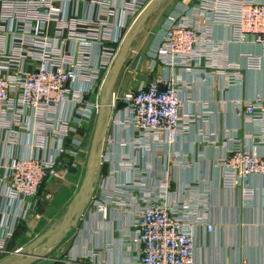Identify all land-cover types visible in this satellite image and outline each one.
<instances>
[{"label": "built area", "instance_id": "obj_1", "mask_svg": "<svg viewBox=\"0 0 264 264\" xmlns=\"http://www.w3.org/2000/svg\"><path fill=\"white\" fill-rule=\"evenodd\" d=\"M149 2L0 0V253L7 252L19 224L34 212L43 184L82 152L80 130L96 123L103 85L122 39ZM220 24L231 26V43L260 46V55L242 54L246 69L260 70L264 0H198L177 5L154 38L150 67H161L163 73L138 90L113 93L108 131L113 127L119 138L107 134L105 143L116 140L126 149L115 171L134 177L118 188L119 199L104 194L93 206L105 217L111 207L134 211L128 241L135 254L129 264H199L194 254L196 230L215 228L209 208L197 196L167 201V162L188 163L174 147L192 124L209 115V109L205 104L201 114L186 113L188 82L180 75L168 77L166 71L177 68L203 82L217 69V76L228 78L231 85L240 80L242 66L224 60L229 41L214 37L213 28ZM234 107L242 120L259 123L260 132L248 145L237 129L216 165L224 188L242 186L253 196L248 178L264 175V94L237 99ZM129 128L133 134L120 137ZM151 147L172 148L163 155L166 175L154 186L148 181L151 167L141 169L134 155ZM112 161L110 153L101 157L100 165ZM94 256L92 250L67 253L54 264H110Z\"/></svg>", "mask_w": 264, "mask_h": 264}, {"label": "crops", "instance_id": "obj_2", "mask_svg": "<svg viewBox=\"0 0 264 264\" xmlns=\"http://www.w3.org/2000/svg\"><path fill=\"white\" fill-rule=\"evenodd\" d=\"M190 1L178 0L176 6L193 4V1ZM176 6L174 4L170 13L174 11ZM213 34L217 39L229 41L224 60L226 63L236 62L240 64L242 66L240 70L242 78L231 85L228 78L224 76L220 78L221 75L218 77L217 69H213L211 72L215 76L213 75L208 81L195 82V77L180 74L182 71L177 68L166 71L168 77L180 75L188 82L186 95L189 102L184 107L186 113L201 114L205 104L209 109V115L192 124L189 132H186L174 147L185 156L188 163L182 166L167 162L170 188L167 201L174 203L184 196H197L209 208L210 218L214 222L215 228L212 232L204 227H198L196 230L194 254L199 264H243L244 262L264 264V175L254 174L248 178L247 184L254 189V195L248 196L243 192L242 186L233 189L224 188L221 181V169L216 165V160L222 156L226 145L228 146L231 139L236 136L237 129H239L238 137L248 145L253 141L251 138L254 139V136L260 132V124L250 120H242L237 115L234 105L237 99L253 98L257 94H264V59L260 70L246 69L242 54L250 52L260 55V46L253 42L231 43L232 28L230 25L215 26ZM140 37L132 52H135L134 49ZM149 65L148 62V69L151 68ZM147 71V79L163 73L161 67L157 70L149 69ZM226 72L234 73L233 70ZM115 90H117V86ZM80 132L84 139L83 150L78 157L67 160L66 171L80 165L86 146L85 136L87 135L84 130H80ZM107 134L113 138H119L113 127H109ZM132 134L133 130L129 128L121 132L120 137L126 138ZM117 143L116 140L113 143L108 140L103 146H99L100 158L111 153L113 161L101 166L100 159L97 160L96 184L92 198L83 210L79 226L68 230L63 242L50 251V258L41 259L38 263L54 264L56 259L67 253L81 255L92 250L95 253V259L100 262L129 264L131 256L135 254V247L130 246L128 241V234L132 232L134 211L125 209L123 206L121 208L111 207L107 217H105L93 206V200L104 194L111 193L116 196V199H119L118 188L124 183L130 182L134 177L131 172L115 171L118 160L124 151L123 149H125ZM171 149L151 147L149 151L146 150L145 152L134 151L138 161L137 165L141 169L148 171L147 167H151L150 172H148V181L151 186L165 177L166 169L163 164V155ZM128 150L131 152V149ZM56 179L58 177L52 178L51 182ZM52 184L55 193H57L60 187L57 186L56 181ZM186 184H190L191 187L187 189ZM81 185H72V192H74L72 202ZM133 207L135 208L136 205ZM41 218L40 213L32 217L30 215L19 224L14 237L8 243L7 252L0 253V264H7V259L12 256L21 257V254L16 253L17 250H26L48 230L57 226L55 224L52 227L49 226L50 229L42 231V227L45 225ZM25 228L28 236L34 235L29 243L23 241ZM39 246L40 244L35 246L33 250L38 249Z\"/></svg>", "mask_w": 264, "mask_h": 264}, {"label": "water", "instance_id": "obj_3", "mask_svg": "<svg viewBox=\"0 0 264 264\" xmlns=\"http://www.w3.org/2000/svg\"><path fill=\"white\" fill-rule=\"evenodd\" d=\"M169 0H150L146 7L137 16L125 33L119 46L116 58L109 69L103 85L100 111L96 124V131L93 138L91 150V162L88 166L85 179L76 195L74 201L68 207L63 220L55 228L48 230L38 240L33 242L26 250L17 252L20 256H12L7 259V264H42L38 263L41 259H48L50 251L58 244L63 242L66 233L70 229L79 226L81 216L85 207L89 204L95 186V175L98 170L97 160H101L99 146H103L107 137L108 126L111 117V103L113 93L118 84L120 75L127 64L133 47L144 32L150 20ZM44 242L39 250L33 248Z\"/></svg>", "mask_w": 264, "mask_h": 264}, {"label": "rangeland", "instance_id": "obj_4", "mask_svg": "<svg viewBox=\"0 0 264 264\" xmlns=\"http://www.w3.org/2000/svg\"><path fill=\"white\" fill-rule=\"evenodd\" d=\"M177 1L178 0H169L154 15L153 19L150 20L149 25L147 26V28H145L144 33L141 35L139 41L136 44V47L134 49L135 52L131 53L129 60L120 75L117 84L118 93L122 94L124 91L130 88L138 90L145 84H147V70L151 69L147 68V64L148 62L150 64L151 60L148 57V52L156 36L155 34L158 33L159 28L162 26L170 11L173 10L174 4L176 6ZM196 1L198 0H191L190 2L194 3ZM96 124L97 121L95 124L87 125L83 129L84 133H86L87 135L85 136L86 146L80 160V165L72 169H68L67 167V171L65 167L58 169L57 174L51 176L41 187L37 197V205L34 212H32L31 217L40 213V215L42 216L41 220L45 225L42 227V231L48 229L49 226L52 227V225H58L59 223H61L62 217L66 212V208L73 200L72 197L74 195V192H72V185L75 184L80 186L83 183L87 174L88 166L91 162V150L93 138L96 131ZM96 176L97 175H95V184ZM54 177H58V179L51 182L52 178ZM54 181H56L57 186L60 187L57 193H55L54 186L52 184ZM26 231L27 230L25 228V238H23V241L24 243H29L34 235L32 234V237L28 236L26 234ZM43 243L44 242H41L39 248L36 250H39Z\"/></svg>", "mask_w": 264, "mask_h": 264}]
</instances>
